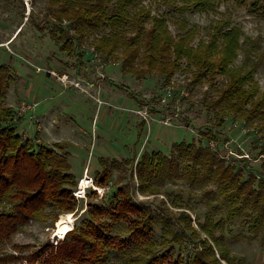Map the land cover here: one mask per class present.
<instances>
[{
  "label": "rangeland",
  "instance_id": "obj_1",
  "mask_svg": "<svg viewBox=\"0 0 264 264\" xmlns=\"http://www.w3.org/2000/svg\"><path fill=\"white\" fill-rule=\"evenodd\" d=\"M177 4L184 6L181 1ZM108 5L117 8L115 1ZM49 6H53L49 0H0V65L9 67L14 76V82L0 97V124L13 123L9 116L4 118L3 110H15L20 120L14 122L23 137H37L52 148L63 144L65 151L58 155L71 166L70 172L77 184L87 169L92 179L96 172H103L101 159L108 168L111 166L107 187L102 191L97 186L90 188L96 195H85L77 200L74 211L65 213L74 216L63 221L74 217L73 228L80 226L87 217L84 212L90 202L106 206L105 202L117 192L119 200L128 199L140 207L136 213H128L112 223L108 218L102 220L109 233L117 238L130 239L137 228L149 222L151 238L156 241L153 253H163L159 251L163 237L178 233V244L185 248V254L202 252L210 245L215 256L204 249L209 261L217 258L219 264H264V223L258 232L250 230L259 211L247 202L242 205L241 200L234 207L226 201L231 193H236L232 188L240 182L256 193L264 192V58L258 63L255 57L264 53V18H256L247 8H238L232 2L221 4L217 11L210 13L176 11L174 2L169 0H140L134 8V11L151 14L150 20L144 23L146 30L152 28L153 20L162 21V32L168 38L177 40L189 29H197V38L189 44L195 49L201 41L208 44L213 39L215 32L211 25L228 19L244 34L241 40L246 43L258 40V47H249L252 52L249 58L241 51L230 65L240 75L251 72L252 80L243 86L250 94L249 103L235 113L234 108L233 111L220 110L226 106L224 102L213 110L210 108L230 84L227 74L213 76L218 68L200 72L189 66L184 56L181 59L173 56L171 49L167 58L177 65L168 67L170 77L164 79L156 70L149 71L146 77L135 75L124 67L123 50L105 58L94 51L97 40L111 34L107 21L102 22L99 30L82 38L69 20L50 16ZM62 29L66 39L76 42L72 54L63 51L52 38L51 33L56 39ZM124 31L132 38L133 33L128 28ZM218 45L221 51L222 41ZM212 61L217 62L218 58ZM139 62L137 59L136 67ZM52 71L67 75L69 82L64 84L51 75ZM79 78L83 80L80 89L71 85ZM164 97L166 101H162ZM23 103L36 106L19 113ZM181 143H202L213 148L223 163L221 169L213 167L214 172L218 169V176L213 175V181L195 185L179 179L158 184L145 179L142 187L135 169L141 154L162 152L175 159L173 153L179 157L175 147ZM122 160H130V163L119 162ZM187 165L182 161V166ZM114 166L116 169L112 168ZM229 166L235 167L240 175L233 185L229 184V171H224ZM238 168L244 170L238 172ZM259 204L264 210L262 202ZM231 207L237 215L229 217ZM65 214L56 222L53 219L30 221L22 232L1 246L0 256L10 258L0 264H45L64 241V238H54V231ZM258 218L264 220V214ZM173 246L177 255V244ZM221 250L233 263L220 259L218 251Z\"/></svg>",
  "mask_w": 264,
  "mask_h": 264
},
{
  "label": "trees",
  "instance_id": "obj_2",
  "mask_svg": "<svg viewBox=\"0 0 264 264\" xmlns=\"http://www.w3.org/2000/svg\"><path fill=\"white\" fill-rule=\"evenodd\" d=\"M111 1L116 2L117 8H113V5L110 6L111 8L109 7L108 3ZM139 1L49 0L53 6H49L48 13L57 20L64 18L69 20L71 26L77 30L79 37L82 38L99 30L102 27V22L107 21V24L112 28L111 34L97 40L95 50L100 52L104 58L123 50L124 67L135 75L146 77L149 71L156 70L164 79L170 77L171 72L167 73L168 67L175 68L177 65L175 61L170 62L167 58L171 49L174 52L173 56L177 59L184 56L189 60V66L196 67L200 72L206 70L208 73L214 68H218L213 76L217 73L227 74L230 84L227 90H224L220 95V100L212 103L211 110L224 102L226 106L220 110L226 112L227 110L233 111L234 108L235 113L241 112L243 105L249 103L250 94L244 90L243 86L252 81L251 72L240 75L239 71L230 68V65L238 58V53L241 51L249 58L250 53H252L249 47H258V40L251 41V43L241 40L240 38L244 34L238 26L232 25L231 20L228 19L211 25V30L215 32L213 39L208 44L201 41L195 49L189 46L197 38L198 32L195 28L186 31L183 36H178L177 40L165 36L162 32L164 26L162 21L153 20L152 28L146 30L144 23L150 20L151 14L144 10L134 11ZM169 1L174 2L176 11L184 13L215 12L221 4L232 2L238 8H247L248 13L256 18H264L263 0ZM178 1H181L184 6H178ZM125 28L133 33L132 38L126 36L128 32L124 31ZM58 32L61 33L60 36L55 39V34L51 33L52 38L61 46L63 51L72 54L75 51L76 42L69 38L66 39L67 36L63 35V29ZM79 37L78 40L82 39ZM219 41H222L221 51H218ZM255 57H257L258 63H261L264 53L255 55ZM214 58H218V61L213 62L212 59ZM137 59H140L138 67L135 66ZM13 82L14 76L9 67L0 65V97L6 94ZM174 94L176 95V93ZM2 113L5 114L4 118L9 116L13 123L0 124V248L13 235L22 232L30 221L46 222L53 219L56 222L61 214L72 213L77 200L80 201L74 195L77 189V180L70 172L71 166L67 164L65 158L58 155L59 152L65 151L63 144H56L52 148L39 141L37 137L34 139L23 137L14 122L20 120L17 117V112L10 109L3 110ZM224 119L223 117L222 121ZM175 151L178 152L179 156L177 158L173 153L175 159H171L162 152L141 154L135 169L142 187L145 179L153 184L173 179L189 181L191 185L202 181H213V175L218 176L217 170L223 167V163L217 158L215 150L210 146H203L202 143H181L175 147ZM101 160L100 165H103V172H96L93 175V180L95 184H98L95 186L103 188L107 187V176L110 174L108 169L111 166L108 168L106 163ZM130 160L134 162L136 159ZM130 160L119 162L128 165ZM182 161L187 162L188 165L182 166ZM119 162L113 163L120 164ZM214 166L218 167L215 172L213 171ZM112 168L116 169V166ZM226 169L224 171L230 173L229 184L233 185L236 177H240V175H237L235 167L229 166L228 170ZM237 170L242 172L244 168ZM243 183L240 182L232 188L236 193H231L226 201H229V206L234 207L241 200L242 205L247 202L252 208H256L257 212L259 211L253 226H250V230L256 233L264 223V220L260 221L258 218L264 214V210L260 209L259 206L260 202H262L261 206H264V192L256 193L255 190L249 189L247 184ZM116 193L113 192L112 199L105 202L106 206L90 202L84 212L87 213V217L81 221L80 226L73 228L74 222L66 226L64 241L60 243L45 264H219L217 258L213 261L205 258L204 249L212 251V255L215 256L210 245H206L202 252L194 251L191 254H185V248L178 244V236H180L178 233H169V237H163L159 250H163V253L158 251L153 253L156 241L151 238L152 228L151 224H148L149 222H145L143 227L137 228L130 239L125 237L120 239L117 238V235H111L105 226V222L102 221L103 219L108 218L112 223V220L117 221L128 213L133 214L140 210V207L131 200H119ZM87 195L88 197L96 195V191L89 189L86 192ZM232 207L231 213L228 214L229 217L237 215ZM68 216L74 215L65 214L63 218L60 217L59 222ZM176 244L178 254L174 255L173 245ZM167 248L172 249L167 250ZM113 252L116 253L115 256ZM218 254L221 260L233 263L224 250L218 251ZM7 258L10 257L1 255L0 261Z\"/></svg>",
  "mask_w": 264,
  "mask_h": 264
},
{
  "label": "built area",
  "instance_id": "obj_3",
  "mask_svg": "<svg viewBox=\"0 0 264 264\" xmlns=\"http://www.w3.org/2000/svg\"><path fill=\"white\" fill-rule=\"evenodd\" d=\"M93 51V50H92ZM94 51H95V48H94ZM96 52V51H95ZM40 69L38 68V71H39ZM51 75L52 76H54V77H56V78H58V80H61L62 82H64V84L66 83L67 84V82H69V80H68V76L67 75H59V74H56V72L55 71H52L51 72ZM83 82V80H80V78L79 79H77V81L76 82H74L73 84H71L72 86H74L75 88H82L80 85H81V83ZM83 90V89H82ZM165 90H166V88H165ZM168 90V89H167ZM168 96H171V91L170 90H168ZM162 101H166V97H164L163 99H162ZM36 106V104H34L33 106H31V105H25L24 103L22 104V106H21V109L18 111L19 113H26L27 111H29V110H32V109H34V107ZM31 120H34V117L33 116H31ZM36 123H39V121H38V119L36 120ZM85 176H83V178L80 180V182H79V184H77L78 185V187H77V189L75 190V192H74V195H75V197L77 198V199H81V198H85V195H86V191L88 190V189H90V188H95V185H94V182H93V179L92 178H90L89 176H88V169L86 170V173L84 174ZM83 179H86V182H87V185H86V187H85V192L84 193H80V184H81V182L83 181Z\"/></svg>",
  "mask_w": 264,
  "mask_h": 264
},
{
  "label": "bare ground",
  "instance_id": "obj_4",
  "mask_svg": "<svg viewBox=\"0 0 264 264\" xmlns=\"http://www.w3.org/2000/svg\"><path fill=\"white\" fill-rule=\"evenodd\" d=\"M86 184H87L86 179H83V181L80 184V190H79L80 193L85 192ZM98 189L102 191V188H98ZM66 221L59 222L58 226L56 227L54 231V238H59V239L65 238L66 224L74 222V217H69L67 218Z\"/></svg>",
  "mask_w": 264,
  "mask_h": 264
}]
</instances>
